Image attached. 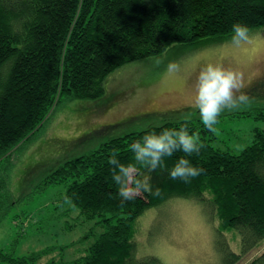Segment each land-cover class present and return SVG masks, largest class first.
Returning a JSON list of instances; mask_svg holds the SVG:
<instances>
[{
  "label": "trees",
  "instance_id": "16d2710c",
  "mask_svg": "<svg viewBox=\"0 0 264 264\" xmlns=\"http://www.w3.org/2000/svg\"><path fill=\"white\" fill-rule=\"evenodd\" d=\"M235 22L249 30L264 27V0H0V222L15 204L8 189L11 158L41 129L61 97L98 99L105 78L121 66L172 46L232 39ZM237 114L264 122V107ZM182 125L199 151L165 155L155 170L135 159L132 142ZM214 127H205L200 118L164 122L110 137L58 164L42 179L41 190L64 184L58 206L78 210L101 232L82 236L81 241L94 239L69 261L51 257L40 263L56 250L46 247L21 256L0 249V264H164L137 255L134 226L146 209L172 197L200 204L212 224L219 221L217 242L222 230H233L247 254L264 241V130L256 128L253 141L233 152L216 145ZM113 156L131 165L134 176L150 175L158 194L141 191L121 198ZM181 156L202 169L187 182L169 175ZM224 246V264H234L237 256ZM249 264H264V249Z\"/></svg>",
  "mask_w": 264,
  "mask_h": 264
},
{
  "label": "rangeland",
  "instance_id": "374dc122",
  "mask_svg": "<svg viewBox=\"0 0 264 264\" xmlns=\"http://www.w3.org/2000/svg\"><path fill=\"white\" fill-rule=\"evenodd\" d=\"M169 62H176L178 68L169 71ZM209 63L239 73L243 91L250 97L239 109L219 114L216 145L233 152L249 145L255 129L264 130V122L237 113L264 107V27L249 30V38L239 43L227 39L186 48L172 46L156 57L125 64L105 78L100 98L61 97L41 129L13 154L8 189L15 204L0 222V249L21 256L56 247L40 263L51 257L69 261L81 253L101 229L93 220L85 222L78 210L60 208L57 202L65 192L64 184L41 190L42 179L58 164L110 137L200 118L193 101L195 84L200 69ZM204 211L184 197L146 209L134 226L137 255L154 256L164 264H224L226 243L237 256L234 264H249L264 249L263 241L243 254L240 237L233 230H222L217 242L214 227L220 228L219 221L212 224ZM86 234L94 236L81 241ZM63 246L67 247L60 251Z\"/></svg>",
  "mask_w": 264,
  "mask_h": 264
},
{
  "label": "clouds",
  "instance_id": "9594fccd",
  "mask_svg": "<svg viewBox=\"0 0 264 264\" xmlns=\"http://www.w3.org/2000/svg\"><path fill=\"white\" fill-rule=\"evenodd\" d=\"M248 38V26L235 22L232 25V41L239 43ZM167 67L169 71H174L178 65L176 62H169ZM244 88L243 79L235 70L212 63L202 67L197 76L193 101L204 126L213 128L222 111L236 110L249 103L250 97L243 91ZM130 149L136 160L143 162L150 170H155L162 166V158L165 155L172 156L177 150L190 155L199 151V144L189 133L187 126L182 125L179 129L164 128L159 133L148 132L142 139L132 142ZM110 163L116 165L112 170L113 180L118 185V195L121 198H134L141 191L158 194L159 189H153L150 175L141 178L134 176L132 166L119 163L115 156L110 159ZM201 171L202 169L187 157L181 156L169 169V175L173 179L179 178L187 182Z\"/></svg>",
  "mask_w": 264,
  "mask_h": 264
}]
</instances>
